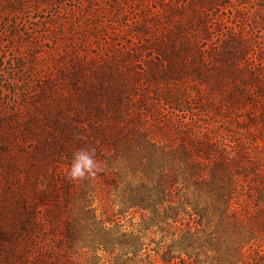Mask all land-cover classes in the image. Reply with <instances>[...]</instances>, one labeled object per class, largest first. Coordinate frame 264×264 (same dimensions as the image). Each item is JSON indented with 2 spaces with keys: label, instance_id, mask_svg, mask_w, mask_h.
Wrapping results in <instances>:
<instances>
[{
  "label": "rangeland",
  "instance_id": "obj_1",
  "mask_svg": "<svg viewBox=\"0 0 264 264\" xmlns=\"http://www.w3.org/2000/svg\"><path fill=\"white\" fill-rule=\"evenodd\" d=\"M0 264H264V0H0Z\"/></svg>",
  "mask_w": 264,
  "mask_h": 264
},
{
  "label": "clouds",
  "instance_id": "obj_2",
  "mask_svg": "<svg viewBox=\"0 0 264 264\" xmlns=\"http://www.w3.org/2000/svg\"><path fill=\"white\" fill-rule=\"evenodd\" d=\"M98 170L99 165L95 159L94 151L80 149L73 153L67 177L70 180L79 181L95 176Z\"/></svg>",
  "mask_w": 264,
  "mask_h": 264
}]
</instances>
